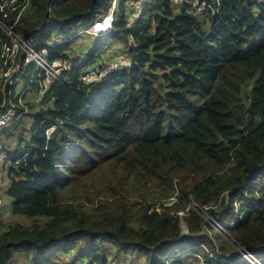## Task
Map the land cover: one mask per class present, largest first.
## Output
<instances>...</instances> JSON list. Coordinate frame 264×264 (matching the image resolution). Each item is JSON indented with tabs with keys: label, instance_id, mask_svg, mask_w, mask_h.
<instances>
[{
	"label": "trees",
	"instance_id": "trees-1",
	"mask_svg": "<svg viewBox=\"0 0 264 264\" xmlns=\"http://www.w3.org/2000/svg\"><path fill=\"white\" fill-rule=\"evenodd\" d=\"M116 1L85 57L73 44L113 0L0 12L48 61L81 59L41 103L25 102L32 136L16 149L27 155L10 156L0 182V264H57L70 252V264H251L239 250L264 264V0H219L204 20L177 0H143L137 16L132 0ZM6 43L0 27V70ZM115 43L129 65L83 79ZM20 69L34 91L44 71ZM4 196L28 223L3 228ZM215 217L225 233L213 237Z\"/></svg>",
	"mask_w": 264,
	"mask_h": 264
},
{
	"label": "built area",
	"instance_id": "built-area-1",
	"mask_svg": "<svg viewBox=\"0 0 264 264\" xmlns=\"http://www.w3.org/2000/svg\"><path fill=\"white\" fill-rule=\"evenodd\" d=\"M129 1V2H133ZM143 0H141L142 2ZM219 0L215 2L208 0H177L179 5L188 4L191 12L199 19H206L209 14H215L218 9ZM116 0H113L111 8L107 13L103 15L105 20H108L107 25L103 31H93L94 34L106 33L111 29V24L113 21V9L116 7ZM140 2V5H141ZM128 3V2H127ZM8 6L10 13L15 9L20 8L18 16L21 12H24L28 6V0H24L22 4L18 3V0H0V12L4 11V7ZM115 6V7H114ZM7 13H4L3 16L6 17ZM17 16V17H18ZM0 27L7 34L10 39L9 44H3L2 47V57H3V68L0 70V90L4 91L8 87V98H4L3 109L0 111V132L6 129L9 126L16 124L20 116L27 111V106L25 102L26 90L30 91V98L35 103H41L51 86L52 82L57 80L63 71L71 69L72 66H76L77 63L81 62V59L78 58L75 60V56H69L67 58H60L53 61H48L47 49L43 48L41 51H37L34 48L32 41H27L26 39L20 37L12 29L13 26H5L2 20H0ZM20 57L17 59L18 54ZM33 64L34 68H39L44 71V77L39 80L38 87L34 91H31V84L34 82L29 81V84H20L22 79L21 65H31ZM114 68L108 69L104 67L101 75L106 74L108 71L113 70ZM88 75L83 77V79L88 80ZM21 85V88L16 92L15 87ZM17 98V99H16ZM43 98V99H42ZM17 100L18 105L22 106L21 111L17 110V104L13 101ZM7 103V105H5ZM16 155L14 164L19 162V158H24L27 154L23 148L13 149L11 153L7 151L0 150V182L5 171V167L10 164L9 157ZM0 199H1V190H0ZM252 264L259 263V259L250 255V258L245 256Z\"/></svg>",
	"mask_w": 264,
	"mask_h": 264
},
{
	"label": "rangeland",
	"instance_id": "rangeland-1",
	"mask_svg": "<svg viewBox=\"0 0 264 264\" xmlns=\"http://www.w3.org/2000/svg\"><path fill=\"white\" fill-rule=\"evenodd\" d=\"M140 2L141 0H135L132 3L128 2L126 4L127 7L131 8L132 15L137 16L140 13L142 9L140 6ZM93 24H91L90 26H92ZM98 40L99 38L94 34L91 27H88L87 29L81 31L79 39L73 44V49L75 53L85 57L86 56L85 52L87 48L94 49L93 46L96 45ZM19 57H20V53L18 54L17 59ZM128 65H129L128 54H127V49L125 45L115 43L110 47V49L107 51L106 54L103 55L101 59L97 60L94 64H92L88 68L90 72L88 77L90 78V80H92V79H96L97 76H102L101 73L104 67H108V69L110 68L119 69L122 66H128ZM23 83L24 82L21 79L20 84L23 85ZM20 88H21V85H17L15 87V91L17 92ZM29 94H30V91L26 90L25 100H27ZM36 104H39V103H36ZM29 113L30 112L28 111L26 115L22 114L17 124H15L14 126L13 125L9 126L4 131L0 132V148L12 149L13 147H15L14 149H16L20 143L21 138H22V141H21L22 144L27 143V141H29L30 137L32 136V131L30 129L32 125V115L31 113L30 114ZM10 203H11V200L7 196H4V205H5L4 215L5 216L2 222V224L4 225L3 228L6 225L13 223L15 221H19L25 224L28 223L29 221L28 218L15 217L10 213ZM215 219L216 217L213 219L209 218L206 221L214 228V232L212 233L213 237L215 236L216 233H220V234L225 233V228H224L225 224H222V223L219 224V221ZM72 254L74 253L70 252V253H67L66 256L63 255L64 257L60 256L57 259L58 260L57 264L72 263L73 260L75 259V257L72 256ZM231 255H235L237 258L242 257L243 259H245V255L242 250H239L237 253L231 254ZM246 255L248 258H250L249 254H246ZM127 259H128L127 262L125 261V259L123 262H120L116 259H112L111 264H141L143 262V257L141 256L133 255V257H131V260L129 259V257H127ZM76 264H84V263H82V261H78V263L76 262Z\"/></svg>",
	"mask_w": 264,
	"mask_h": 264
},
{
	"label": "bare ground",
	"instance_id": "bare-ground-1",
	"mask_svg": "<svg viewBox=\"0 0 264 264\" xmlns=\"http://www.w3.org/2000/svg\"><path fill=\"white\" fill-rule=\"evenodd\" d=\"M107 23L108 20H105V17H103L95 26L91 27V29L93 31H103ZM95 35H99V34L95 33Z\"/></svg>",
	"mask_w": 264,
	"mask_h": 264
},
{
	"label": "water",
	"instance_id": "water-1",
	"mask_svg": "<svg viewBox=\"0 0 264 264\" xmlns=\"http://www.w3.org/2000/svg\"><path fill=\"white\" fill-rule=\"evenodd\" d=\"M101 17H103V15H100V16L96 17L94 20L98 21V20L101 19ZM95 21H93V23H95ZM89 27H92V26H89ZM180 228H181V234L182 235L186 234L187 228H186V225H185V223L183 221H181V223H180Z\"/></svg>",
	"mask_w": 264,
	"mask_h": 264
},
{
	"label": "clouds",
	"instance_id": "clouds-1",
	"mask_svg": "<svg viewBox=\"0 0 264 264\" xmlns=\"http://www.w3.org/2000/svg\"><path fill=\"white\" fill-rule=\"evenodd\" d=\"M103 15H104V14H103ZM98 16H100V15H98ZM98 16H97V17H98ZM95 18H96V17H95ZM95 18H94V19H95ZM95 22H96V21H95ZM93 25H94V24H93ZM93 25H92V26H93ZM111 25H112V24H111ZM102 34H104V33H102ZM102 34H99V35H96V36H100V35H102ZM97 77H99V76H97ZM88 80H90V78H89ZM27 99H28V100H32V99L30 98V96H29ZM28 100H27V101H28ZM27 101H26V102H27ZM19 106H20V105H19ZM27 112H28V109H27L26 113H24L23 115H26ZM21 116H22V115H21ZM21 116H20V118H21ZM20 118H19V119H20ZM18 121H19V120H18ZM17 123H18V122H17ZM4 130H5V129H4ZM246 254H249V253H244L245 256H247ZM249 255H252V254H249ZM252 256H253V255H252ZM253 257L259 259V258L256 257V256H253ZM245 259L248 260L246 257H245ZM248 261H249V260H248ZM249 262H250V261H249ZM250 263H251V262H250ZM259 263H260V261H259ZM259 263H255V264H259ZM251 264H252V263H251Z\"/></svg>",
	"mask_w": 264,
	"mask_h": 264
}]
</instances>
